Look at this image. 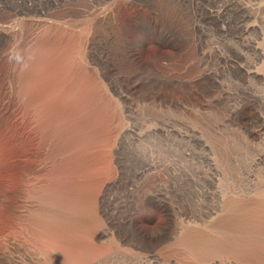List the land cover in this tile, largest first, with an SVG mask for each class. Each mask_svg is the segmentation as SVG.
I'll return each instance as SVG.
<instances>
[{
    "label": "rangeland",
    "instance_id": "1",
    "mask_svg": "<svg viewBox=\"0 0 264 264\" xmlns=\"http://www.w3.org/2000/svg\"><path fill=\"white\" fill-rule=\"evenodd\" d=\"M260 49L264 0H0V264H195Z\"/></svg>",
    "mask_w": 264,
    "mask_h": 264
},
{
    "label": "bare ground",
    "instance_id": "2",
    "mask_svg": "<svg viewBox=\"0 0 264 264\" xmlns=\"http://www.w3.org/2000/svg\"><path fill=\"white\" fill-rule=\"evenodd\" d=\"M248 42L247 40L246 43ZM260 50L261 54L259 56L264 57V51ZM253 51L255 52L254 48ZM258 51H256L255 55ZM243 57L241 55L240 58ZM257 62H260V60ZM260 63L264 66L262 61ZM204 64L205 61L203 62ZM259 69L263 71L254 70L252 75L256 77L261 72L260 75L263 73L264 77V67ZM203 70L205 71V69ZM244 74L243 76L246 77L247 75ZM253 80L250 81L252 82ZM245 111L244 113H248L251 110ZM241 117L243 116L241 115ZM126 131L127 128H124L123 133ZM223 133H226V131ZM238 136L230 135L222 139L221 216L217 222L209 223L205 233L201 234L200 231H196V234L200 233V235L198 234L195 237L198 240H191L190 238L193 234L190 235L189 239L193 241L192 243L195 247L191 253L192 260L190 261H194L195 264H264V121L258 123L257 127L250 128L246 135L238 134ZM54 215L56 214L54 213ZM189 245L190 247L192 246L191 242Z\"/></svg>",
    "mask_w": 264,
    "mask_h": 264
}]
</instances>
